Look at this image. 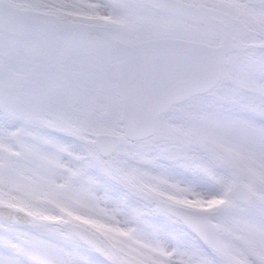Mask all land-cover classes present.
Masks as SVG:
<instances>
[{
    "label": "snow or ice",
    "instance_id": "6c2138e0",
    "mask_svg": "<svg viewBox=\"0 0 264 264\" xmlns=\"http://www.w3.org/2000/svg\"><path fill=\"white\" fill-rule=\"evenodd\" d=\"M68 243L264 264V0H0V264H90Z\"/></svg>",
    "mask_w": 264,
    "mask_h": 264
},
{
    "label": "rangeland",
    "instance_id": "374dc122",
    "mask_svg": "<svg viewBox=\"0 0 264 264\" xmlns=\"http://www.w3.org/2000/svg\"><path fill=\"white\" fill-rule=\"evenodd\" d=\"M66 142L69 144H73L75 146H78L79 142L73 141L72 138H64ZM143 151H145L149 156L156 159L157 164L159 167H157L155 170L164 172L166 174H169L173 176L175 179H185L187 174L182 170L177 168L175 165L172 164V162L164 159L163 157L157 156L155 151L151 149L150 145H144ZM93 173H96L99 175L98 170L92 169ZM102 181V187L101 192H109L115 199L120 200L126 196V190L123 188V186L119 185L118 183L110 180L107 177L101 176ZM130 203L137 207H143V203L131 199ZM154 216H156L154 218ZM149 215L147 216V229L156 233L169 247H174L176 245H181L184 247H191L194 244V241L184 235V230L181 225L175 224L172 221L168 220L166 217L160 216V215ZM65 247L72 252H75L79 255H82L86 257L90 264H107L105 259L102 261L99 256L97 257L94 253L91 252L88 248L68 243L65 245Z\"/></svg>",
    "mask_w": 264,
    "mask_h": 264
}]
</instances>
